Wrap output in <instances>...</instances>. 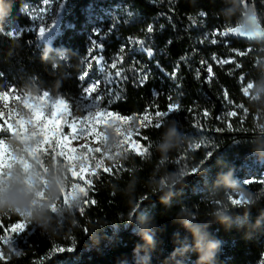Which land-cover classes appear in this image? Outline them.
Returning <instances> with one entry per match:
<instances>
[{
	"label": "trees",
	"instance_id": "trees-1",
	"mask_svg": "<svg viewBox=\"0 0 264 264\" xmlns=\"http://www.w3.org/2000/svg\"><path fill=\"white\" fill-rule=\"evenodd\" d=\"M40 1L6 0L7 14L0 15L4 17L0 20V92L30 94L36 102L47 91L51 97L67 100L72 115L82 117L83 109L76 108L84 84L80 77L92 53L103 56L113 73V83L103 84L108 111L132 117L146 111L149 115L167 112L172 104L179 108L133 129L127 146L107 153L78 146L86 156L97 154L83 180L70 176L64 157L51 147L32 155L35 148L25 146L23 133H4L0 128V139L11 136L31 168L47 173L49 166L63 165L72 190L46 229L23 214L0 215V236L10 234L15 244L0 240L6 256L0 264H148L139 251L133 255L136 246L143 244L133 230L139 231L145 218L152 222L156 241L150 264H179V258L170 254L180 241L186 238L192 243L193 237L178 213L184 218L195 214L192 224L222 241L216 264H264V161L252 162L258 153L264 154V136L258 135L264 132V41L249 43L235 36L246 11L264 30V0H60V22L46 42L47 49L35 37L33 19L26 12ZM98 26L104 32L94 35ZM13 29L19 30L18 35H9ZM92 39L101 42L103 51L92 46ZM122 40H130L124 52ZM141 48H151L153 57L147 59ZM120 56L123 62L111 68ZM201 60L212 68L210 79L209 73L199 71ZM96 68L90 73H96ZM120 69L122 76L115 77ZM145 73L148 78L141 83ZM232 110L237 116L214 121ZM161 119L169 122L156 128ZM5 122L0 106V124ZM61 124V131L68 130ZM173 128L178 133L176 146L164 149L161 146ZM13 160L7 169L0 165L5 174L22 168L23 159ZM193 167L198 169L195 175ZM181 172L188 173L181 183L171 191H158L162 179ZM228 172L258 197L247 216L243 207L231 205V227L210 215L219 201L229 199L224 181L219 180ZM76 186L82 189L77 191ZM68 196L79 200L78 207H63ZM15 223H24L26 234L11 232ZM195 261L193 254L187 264Z\"/></svg>",
	"mask_w": 264,
	"mask_h": 264
},
{
	"label": "clouds",
	"instance_id": "clouds-1",
	"mask_svg": "<svg viewBox=\"0 0 264 264\" xmlns=\"http://www.w3.org/2000/svg\"><path fill=\"white\" fill-rule=\"evenodd\" d=\"M3 0H0L2 3ZM243 7V3H241ZM4 17L0 16V20ZM47 52V51H46ZM178 136L175 128L170 129L167 134L165 144L161 147L171 150L175 147V141ZM163 155V154H162ZM258 160H264V154H257ZM66 168L63 165L49 166L47 173H43L35 168H14L8 173L0 176V215L23 214L30 222L35 223L42 229H46L53 222V216L60 214L61 202L69 192V182L64 179ZM186 175L182 173H171L168 179H162L164 182L158 187V191H171L176 184L181 183ZM219 180L224 181V188L227 193L237 194L238 198L243 199L238 206L245 209V215L250 214V210L258 202L256 194L243 189L233 178L231 172L223 174ZM163 202V197H162ZM78 207L79 200L68 196L67 204ZM232 202L229 199H222L210 214L216 221L232 226V220L229 213L232 211ZM183 211V210H182ZM264 214V213H262ZM180 222L193 237V242H187L186 238L179 242L174 248L170 257L179 258V264H187L191 255H196L195 264H216V257L222 247V241L213 238L206 230H201L192 224L197 217L190 213V218L180 216ZM237 227H244L243 224L237 223ZM139 231L133 230L138 235L143 244L137 245L133 250L134 257L138 251L148 258V264L151 261V253L155 249L156 241L152 231V222L145 218V222L138 226Z\"/></svg>",
	"mask_w": 264,
	"mask_h": 264
},
{
	"label": "snow or ice",
	"instance_id": "snow-or-ice-1",
	"mask_svg": "<svg viewBox=\"0 0 264 264\" xmlns=\"http://www.w3.org/2000/svg\"><path fill=\"white\" fill-rule=\"evenodd\" d=\"M45 3H48V0H44ZM7 14V4L6 0H3L2 3H0V15H6ZM201 15H204V13H201ZM51 32V29L48 30ZM147 31L149 33L153 32L152 26H149ZM240 35H255L256 33V25H255V19L254 16L249 18V30L247 32L244 31L243 28L236 30ZM19 30L13 29L9 32V35H18ZM38 35L40 39H47L48 36L46 35V27L40 26L38 30ZM94 35H100L99 32H95ZM93 45L95 47H99L101 51H103V46L101 44H98L97 41H92ZM143 43V42H141ZM169 44L171 41L168 42ZM212 43H216L215 40L212 41ZM147 56L149 58H152L154 53L151 48H145L143 49ZM121 52H124V46H121L120 49ZM243 55V53H240ZM97 60V63L101 65L100 71H105V68L103 66L104 57L100 56L95 58ZM215 59V57H213ZM123 62V56H120L117 58V60H113L111 63V68L115 69L117 68V64ZM232 61L229 60H222L220 63H230ZM157 65L159 66V62H157ZM239 67V65H237ZM123 70H117L115 72V77H121ZM208 73H209V79L212 76V68L211 66L208 67ZM87 76V73H85L83 76L80 77L81 80H83ZM148 76L145 73L141 78V83L146 82ZM123 79H127L126 76L123 77ZM243 79V78H242ZM108 84L113 83V76L111 74L107 77ZM101 81H91L89 84L84 87L83 92L84 95L80 97L82 102L87 103H81L80 105H76L77 110L83 109L85 111L86 115L83 117L79 115H72V112L70 111L72 105L65 99H56L54 101L49 102H40L38 104H30L28 102H25L24 106L25 108H28L31 112V117L25 120L23 117L18 119L15 123V126H9L7 129H3L4 131H11L15 132L17 134H21L25 131V129H31L37 139L38 143L35 147V149L31 150L32 155H36L39 152H47L48 148L46 146H49L52 148V152L58 154L59 156H63L64 160L71 166L72 169V175L73 177L79 176L81 180L84 179V172L86 171V164L87 159L81 154L80 156L75 155L78 150L75 148L70 147V143L72 140L77 139L79 136L85 135L86 132H91L96 128V126L104 120H111V119H128L125 117H122L116 113L107 111L106 109H101L100 107V101L103 99L104 94L99 93L98 95H93L94 93H97L98 89L100 88ZM30 95V94H26ZM225 96H227V93H225ZM8 97V92H0V100H6ZM49 97V93L47 91L44 92L43 97L41 98L42 101H47V98ZM35 99V98H34ZM50 107L51 111L50 114L46 112V109ZM179 108V105L172 104L169 105L167 112H156V116L160 118H164L168 116L170 113L176 111ZM208 112L205 111L204 115L208 116ZM229 116L235 117L237 116L236 111H231L228 113ZM70 117V119H68ZM143 121H147L149 124H151V120L149 119V114L145 113L144 117L142 118ZM63 122L67 125L69 129H71V133L69 136H61V127ZM169 121L166 120H158L155 124L156 128H160L161 124L163 123L166 125ZM231 127V125H229ZM79 129V132L77 131ZM53 141L54 146H53ZM133 144H137L135 141H133ZM139 144V143H138ZM196 147H199V145H196ZM59 149V151H57ZM141 150V149H140ZM91 151L88 149V152ZM144 151V149H143ZM212 153L209 152L208 156H211ZM77 162H79V170H77ZM14 163V160L11 157V153L8 151L7 147L4 148V154L2 160H0V164L3 165L5 169L9 168ZM21 163H24L21 161ZM25 167H27V164H25ZM106 172L111 171L110 169H104ZM198 172V169L193 167L191 169V174L195 175ZM184 175H188L187 172H181ZM95 174V173H93ZM85 183L90 185V181H85ZM164 182L161 181V184ZM86 195H88L86 191ZM231 202L233 205H239L241 203V200L243 197L240 198H231ZM83 211V208L80 209ZM2 227V225H0ZM26 225L24 223H15L11 226L10 231L13 233H25ZM26 234V233H25ZM23 238V237H19ZM0 240H3L5 244H11L13 247L15 246L14 241H11L7 234L0 236ZM61 252L64 251V249H60ZM71 251V249H69ZM0 260H6V256L3 250H0Z\"/></svg>",
	"mask_w": 264,
	"mask_h": 264
},
{
	"label": "rangeland",
	"instance_id": "rangeland-1",
	"mask_svg": "<svg viewBox=\"0 0 264 264\" xmlns=\"http://www.w3.org/2000/svg\"><path fill=\"white\" fill-rule=\"evenodd\" d=\"M62 8H63V1H60V0H48V3H45L44 0H41L37 5L26 8V12L33 19L32 30L35 33V37L38 39V41L41 42L40 44L44 49H47L49 47V45H47L46 42L49 36L54 31V29L59 25ZM40 26L46 27V35L48 36L47 39L42 40L39 38L38 30ZM100 28H101L100 26L96 27L94 29V33L95 32L103 33L104 31H101ZM49 29H51V32L48 31ZM111 31L112 30H109V31L106 30L107 33H110ZM93 40L94 39H92L91 42ZM95 41H97L98 44H101V42H99L98 40H95ZM129 41L130 40L128 41L122 40L121 46L129 47L128 46ZM92 46H94L93 43H92ZM143 49L144 48H141L140 50L143 51L147 59H150ZM96 50L100 51L101 49L99 47H96ZM97 57H100V56L98 54L95 56L92 53L88 55V60L86 63V70L82 74L83 76L85 73H87V76H85V78L82 80L84 82L83 89L91 81H101L100 88L98 89L97 93L93 94L94 96L98 95L99 93L104 94L103 84L107 80V77L109 74L113 76V73L108 68H106V66L104 65V61H103V66L105 68V71L103 72L100 71L101 65L98 64L97 60L95 59ZM94 65L97 66L95 70L96 73L91 74L90 72L93 69ZM208 67L209 65L205 61L201 60V68L199 69V71L203 75L208 74ZM83 89H82L81 96L84 95ZM245 92L249 93L248 89L245 90ZM41 98L42 97H40L35 102V101H32L27 95H20L14 92H8L7 99L0 100V106L2 107V110L4 112V119L6 121L5 124H0V128L2 132L4 133L11 132V131H4L3 129L9 128V126L14 127L16 121L20 119L21 117H23L25 120L31 117V112L29 111L28 108H25L24 106L25 102H28L30 104H38L40 102L50 103L51 101L59 99L58 97L49 96L47 98V101H42ZM103 99H104V96H103ZM103 99L100 101V107L101 109L107 110L105 104L103 103ZM80 103H87V102H82L80 99ZM50 111H51L50 107L46 109V112H48L49 114H50ZM84 115H86L85 111H84ZM144 115L145 113L138 115V116L125 117L128 119H123V120L111 119V120L101 121L96 126V128L92 131V133L86 132L85 135L79 136L77 139L72 140L70 143V147L76 149L78 146H85L86 148H92L96 151H99L100 153H107L111 149H118V148L127 146L130 144L129 136L132 134L133 129L138 128L147 122V121H143L142 123V118L144 117ZM227 116H229L228 113L224 115L223 117H220V116L215 117L214 121L216 120V121L221 122L223 120L222 118L227 117ZM155 118H160V117H157L156 114L149 115L150 120L155 119ZM262 119L264 120V116H262ZM225 123L227 124L228 122L225 121ZM211 125H213L214 129L216 130V125L214 124H211ZM77 131L79 132V129H77ZM70 133H71V129L68 128V130L66 131H61V136H69ZM23 137L25 141L24 143L25 146H31L34 148L36 147L38 143V139L35 133L30 128L25 129V131L23 132ZM5 147H7L8 151L11 153L12 159H16V158L23 159L24 163L22 167H25V164H27V167L31 168V163L28 161L27 158H25V154L18 148V144L11 140V136L9 135L3 136L0 139V160H2L3 158ZM96 151L91 152L89 156H86V153L83 151L77 152L75 154L77 156H80L82 154L87 159L85 172L93 168L92 159L97 157ZM255 160H257L259 164H261L264 161V160H258V158H255L253 159L252 162H255ZM65 164L70 170V176L73 177L71 166H69V164L66 161H65ZM79 166H80L79 162H77V170H79ZM261 172L263 175L264 170ZM3 175H5V173L0 168V176H3ZM77 177L79 178V176ZM250 179L251 177H248L246 179H243L242 182L246 183ZM72 184L75 185L76 183L72 182ZM76 187H77L76 189L77 191H80L82 189L81 186H76ZM69 193H72L71 189L69 190ZM229 197L238 199L237 194L229 193ZM128 226H125V227H128ZM7 236L9 237L11 241H14V238L10 234Z\"/></svg>",
	"mask_w": 264,
	"mask_h": 264
},
{
	"label": "water",
	"instance_id": "water-1",
	"mask_svg": "<svg viewBox=\"0 0 264 264\" xmlns=\"http://www.w3.org/2000/svg\"><path fill=\"white\" fill-rule=\"evenodd\" d=\"M254 14L250 13L249 11H246L244 16H243V21L242 24L237 27V29L243 28L245 32L249 30V18L253 17ZM255 19V17H254ZM255 25H256V33L255 35L247 36V35H240L236 30H235V36L238 39L247 41L249 43H261L264 41V30L257 24V21L255 19ZM258 135L264 136V132H260Z\"/></svg>",
	"mask_w": 264,
	"mask_h": 264
}]
</instances>
